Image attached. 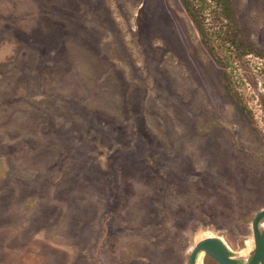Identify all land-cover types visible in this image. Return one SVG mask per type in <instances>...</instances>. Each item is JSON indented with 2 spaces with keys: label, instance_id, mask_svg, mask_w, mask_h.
<instances>
[{
  "label": "rangeland",
  "instance_id": "374dc122",
  "mask_svg": "<svg viewBox=\"0 0 264 264\" xmlns=\"http://www.w3.org/2000/svg\"><path fill=\"white\" fill-rule=\"evenodd\" d=\"M262 208L264 0H0V264L247 258Z\"/></svg>",
  "mask_w": 264,
  "mask_h": 264
},
{
  "label": "flooded vegetation",
  "instance_id": "af4514ba",
  "mask_svg": "<svg viewBox=\"0 0 264 264\" xmlns=\"http://www.w3.org/2000/svg\"><path fill=\"white\" fill-rule=\"evenodd\" d=\"M263 220L258 224L257 236H258L259 241H258L257 246L255 245V240L253 238V231H252L253 248L251 249L250 254L247 258H240V254H238V252L236 254H233V251L230 249V247L220 237L209 236L206 238H210L212 240H209L206 243H204L203 248H200V250L196 252L194 256L193 264H204L203 261L201 260L202 255H204V257H207L211 260H214L217 264H224L217 257L210 254L206 250V248L212 251L217 256L223 258L224 260L230 261L231 263H234V264H248L252 260V258L255 256V251L258 250L257 264H264V226L262 223ZM251 230H252V227H251ZM195 244L193 246H195ZM191 250L189 252L186 264H189V260H190L189 256H190Z\"/></svg>",
  "mask_w": 264,
  "mask_h": 264
},
{
  "label": "water",
  "instance_id": "95a60500",
  "mask_svg": "<svg viewBox=\"0 0 264 264\" xmlns=\"http://www.w3.org/2000/svg\"><path fill=\"white\" fill-rule=\"evenodd\" d=\"M264 219V208L260 209L258 212L255 213L252 223H251V227H252V231H253V238L255 240V245H258V236H257V230H258V224ZM212 240L210 238H204L200 241H198L195 246H193L191 253H190V260H189V264H193L194 261V256L196 254V252L198 250H200V248H203L204 243H206L207 241ZM206 248V247H205ZM206 250L212 254L213 256L217 257L222 263L224 264H234L231 263L230 261L224 260L223 258L217 256L216 254H214L212 251L208 250L206 248ZM258 262V250L255 251V256L252 258V260L248 263V264H257Z\"/></svg>",
  "mask_w": 264,
  "mask_h": 264
},
{
  "label": "trees",
  "instance_id": "16d2710c",
  "mask_svg": "<svg viewBox=\"0 0 264 264\" xmlns=\"http://www.w3.org/2000/svg\"><path fill=\"white\" fill-rule=\"evenodd\" d=\"M187 9H188V11H190V10H191V8H189V7H187Z\"/></svg>",
  "mask_w": 264,
  "mask_h": 264
}]
</instances>
